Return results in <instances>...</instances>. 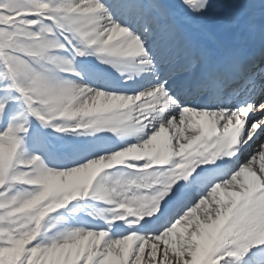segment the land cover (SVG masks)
<instances>
[{"label":"snow or ice","instance_id":"1","mask_svg":"<svg viewBox=\"0 0 264 264\" xmlns=\"http://www.w3.org/2000/svg\"><path fill=\"white\" fill-rule=\"evenodd\" d=\"M0 264H264V0H0Z\"/></svg>","mask_w":264,"mask_h":264}]
</instances>
